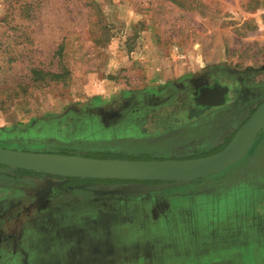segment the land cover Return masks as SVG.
<instances>
[{"label":"rangeland","instance_id":"374dc122","mask_svg":"<svg viewBox=\"0 0 264 264\" xmlns=\"http://www.w3.org/2000/svg\"><path fill=\"white\" fill-rule=\"evenodd\" d=\"M34 66L66 80L35 89ZM214 69L234 80L254 71V86H264V0H0V102L15 95L0 110V143L108 159H183L172 148L190 136L161 144L157 109L113 128L102 113L140 95L151 105ZM255 96L243 94L226 124ZM79 191L24 218L15 254L0 247V264H264V178L221 186L211 177L145 196ZM7 208L0 204V224L14 235Z\"/></svg>","mask_w":264,"mask_h":264},{"label":"flooded vegetation","instance_id":"af4514ba","mask_svg":"<svg viewBox=\"0 0 264 264\" xmlns=\"http://www.w3.org/2000/svg\"><path fill=\"white\" fill-rule=\"evenodd\" d=\"M253 75L254 71H250L234 80L232 75H226L220 69L207 70L183 83L175 85L174 89H170L167 95L163 97L164 99L157 97L151 105L148 104L149 101L145 96L140 95L134 102L130 98L124 102L123 107L120 109H110L102 113V115L106 119L112 120L110 124L113 128L120 120L126 119V122L128 120L132 121L135 115L149 114L153 112V109H157L160 113L159 115H164V121L159 122V128H156L159 129L157 136L161 138V144L177 135L190 136V141L175 145L172 148L174 150L172 153H177L183 159L206 156L223 149L239 127L247 121L258 105L264 100V86L259 85L255 87V83L252 80ZM222 91H225L224 98H221ZM247 93L249 95L256 94L255 99L247 105L243 104L241 108L242 113L235 117L232 122L230 120L226 124L231 111L237 106L242 95H247ZM139 103V106L133 107L134 104ZM172 116H174V120L169 123L168 119ZM194 140L199 141L196 147L194 149L187 148L188 143H192ZM0 146L6 147L7 145L0 143ZM6 148L18 150L13 146ZM198 151H209L210 153L203 155L198 154ZM105 156L93 158H104ZM115 157L119 156L114 155ZM3 174L11 178L15 177L19 181V184H17L3 181L0 178V190L5 192L4 195H10L9 197L0 195V204L3 202L8 203L7 210L1 211L5 215L9 214L12 216L7 227L9 229L12 227L16 231V234L9 235L0 224V247L11 248L14 254L20 236L18 227L24 218L30 219L33 218L35 213L43 214L47 210L52 211L59 208L60 203H67L60 200L66 194L75 195V192L80 189L84 193L88 190L95 191L94 193L101 195H120L122 193L145 196V194L169 188L165 187L159 190L147 191L148 187L159 185L161 182L66 179L27 170L14 171L0 168V177ZM248 176H254L255 179L264 178V130L250 152L241 161L223 173L207 178L214 177L217 184L223 186L236 181L240 177L246 183ZM207 178L198 179L191 183ZM123 186H131L135 189L140 188L141 192L120 191L119 189ZM175 186L179 185L172 187ZM73 201H76L75 196ZM14 211H16L15 215H13Z\"/></svg>","mask_w":264,"mask_h":264},{"label":"water","instance_id":"95a60500","mask_svg":"<svg viewBox=\"0 0 264 264\" xmlns=\"http://www.w3.org/2000/svg\"><path fill=\"white\" fill-rule=\"evenodd\" d=\"M224 93L225 91L221 92V98H224ZM263 130L264 100L222 150L206 156L161 160L108 159L15 150L0 146V165L14 171L27 170L66 179L161 182L147 189L154 191L218 175L235 166L251 150ZM119 190L141 192L140 188L131 186H123Z\"/></svg>","mask_w":264,"mask_h":264},{"label":"trees","instance_id":"16d2710c","mask_svg":"<svg viewBox=\"0 0 264 264\" xmlns=\"http://www.w3.org/2000/svg\"><path fill=\"white\" fill-rule=\"evenodd\" d=\"M30 73H31L30 82H31V85L35 89L40 88L42 86H45L48 83L53 82V81H65L66 80L64 73L46 71V70H44L40 67H37V66L32 67L30 70ZM19 86H22V85H19ZM0 87H2V86H0ZM18 88H21V87H18ZM4 91L5 90H3V92ZM14 92L17 94V90ZM13 96H15V95H12V97H11V95H8L6 99H3L0 102V110H3L6 107H8L7 104L9 102H11V100L13 99ZM93 157H97V156H93ZM100 158H103V157H100ZM0 168L9 169L8 167L3 166V165H0ZM9 170H11V169H9ZM93 180H95V179H93Z\"/></svg>","mask_w":264,"mask_h":264}]
</instances>
